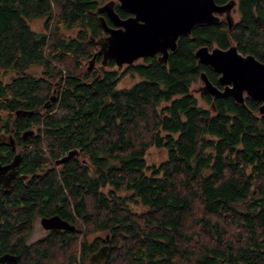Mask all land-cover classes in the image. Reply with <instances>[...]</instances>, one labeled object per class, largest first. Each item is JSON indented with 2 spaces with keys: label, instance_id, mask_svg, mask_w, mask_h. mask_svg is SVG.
Listing matches in <instances>:
<instances>
[{
  "label": "trees",
  "instance_id": "16d2710c",
  "mask_svg": "<svg viewBox=\"0 0 264 264\" xmlns=\"http://www.w3.org/2000/svg\"><path fill=\"white\" fill-rule=\"evenodd\" d=\"M110 1L0 0V134L13 130L23 169L43 176L13 207L44 200L54 208L61 200L64 217L80 218L86 234L103 235L48 250L19 243L18 262L91 264L89 256L108 245L105 264H264L260 103L197 98L191 90L201 73L222 89L218 74L196 59L201 47L233 45L264 64V0H239L231 30L224 20L193 28L166 65L147 58L102 67L97 58L100 67L88 73L96 41L107 35L99 18L113 27L98 12ZM115 12L129 17L118 4ZM127 76L140 82L117 88ZM54 89L55 101L44 108ZM26 131L34 134L23 140ZM151 148L166 159L149 165ZM71 150L75 158L55 163ZM0 153V162L15 155L4 147Z\"/></svg>",
  "mask_w": 264,
  "mask_h": 264
},
{
  "label": "water",
  "instance_id": "95a60500",
  "mask_svg": "<svg viewBox=\"0 0 264 264\" xmlns=\"http://www.w3.org/2000/svg\"><path fill=\"white\" fill-rule=\"evenodd\" d=\"M129 14L121 19L115 12V5ZM234 2L217 5L215 0H113L99 7L98 12L106 16L112 23L109 27L103 16L99 18L102 29L107 34L96 41L98 50L87 63L86 71H96V60L100 58L102 67L112 61L116 67L130 66L138 60L156 58L166 65L169 55L175 52L180 37L190 36L193 28L201 25H211L220 22V16L227 13L228 30L232 29L233 20L228 17ZM200 64L208 66L219 74L218 82L222 90L213 86L205 73L199 76L202 83L196 92L209 95L211 98H227L239 105H244L245 98L260 103L258 113L264 116V64L253 55H241L235 46L226 50L201 47L195 52ZM99 77V76H98ZM56 90L45 103L48 108L55 101ZM33 112L16 111L15 116H30ZM13 131V130H12ZM33 131H26L22 139L32 136ZM0 145L10 146L16 151V141L11 136H0ZM78 155L77 150H71L56 161L63 164ZM21 160V153L17 152L12 162L7 166H0V181L7 187L15 174ZM11 171L4 179L2 176ZM46 230L73 231V227L61 221L58 217L41 220ZM108 240V237H106ZM109 247L104 245L89 256L91 264H105L108 259ZM0 261L14 264V256L5 255Z\"/></svg>",
  "mask_w": 264,
  "mask_h": 264
},
{
  "label": "flooded vegetation",
  "instance_id": "af4514ba",
  "mask_svg": "<svg viewBox=\"0 0 264 264\" xmlns=\"http://www.w3.org/2000/svg\"><path fill=\"white\" fill-rule=\"evenodd\" d=\"M231 1L234 2V5L230 10L229 16L232 18L234 25L235 22L239 20L241 11L238 9L239 0H227L224 5L230 3ZM220 20H224L226 22V15H221ZM221 88L223 89L222 86ZM199 94L201 93L199 92ZM0 136H11L15 140L13 137V131L10 133L2 132ZM0 147L11 149V147L7 145H0ZM11 151L15 154L17 153V141L16 151H13L12 149ZM12 160L13 158L8 161L0 162V166H7L12 162ZM23 164L24 162L20 160L17 168L15 169V174L7 187L4 186V182L2 180L0 181V258L5 255L14 256L16 258V262L14 264H20V261L18 262L19 257L17 255L21 246L19 243H23L22 246L24 248L30 247L31 249H34V246L37 243H40L41 248L45 247L47 250L50 249L54 243H58V246L60 245L59 243H82L83 240H85L86 243H95L99 238V233L95 232L92 234H86L80 218L74 215L69 217V214L67 215L68 217H64L63 213L65 212V214H67L68 209H63V201L61 200L56 201V203L53 204L54 208H52V204H49L48 207H46L48 201L44 200L40 202L41 205L39 207H35V204L31 203L32 200H29V204L26 209L24 208V202L23 204L20 203L18 208L13 207V200L28 192L30 187L36 186V183L43 177L37 173L30 174V172L23 169ZM10 173V170L7 171L2 178L4 179L9 176ZM6 205H9L10 207H7ZM55 216L61 221L68 223L74 230L65 231L44 229L41 225V220ZM7 217H11L13 220H16V224L13 226L14 222L9 220ZM69 219L72 222H70ZM13 231L16 232L15 236L11 237V239L4 243V239L8 238ZM37 232L40 233L38 237H36ZM93 235L94 238L91 239L90 237ZM0 264L6 263L0 261Z\"/></svg>",
  "mask_w": 264,
  "mask_h": 264
},
{
  "label": "rangeland",
  "instance_id": "374dc122",
  "mask_svg": "<svg viewBox=\"0 0 264 264\" xmlns=\"http://www.w3.org/2000/svg\"><path fill=\"white\" fill-rule=\"evenodd\" d=\"M228 17H229V14H228ZM42 28V22L41 21H36L34 24H33V29L34 30H37V31H40ZM136 62H141V60H138ZM135 62V63H136ZM97 68L100 67V64H97L96 65ZM124 67L126 66H122L121 68L123 69ZM116 68H106V70H114ZM30 73L36 75V76H39L40 73H41V70L40 69H32L30 70ZM140 82V78L138 76L136 77H124L120 83L118 84V87L117 88H130L131 86H133L134 84ZM200 87H202V83H200L199 81L194 84L191 88L192 92L194 93V95H196L197 98H199V92H196ZM147 163L149 165H152V164H159L161 162H163L165 159H166V154L163 150H159V149H156V148H151L148 150L147 154H146V157H145ZM136 211L137 212H140L141 209H138L136 208ZM142 212V211H141ZM40 235V233H36V237H38ZM99 236H103L102 234H100ZM91 239L94 238V235L92 237H90Z\"/></svg>",
  "mask_w": 264,
  "mask_h": 264
},
{
  "label": "bare ground",
  "instance_id": "6f19581e",
  "mask_svg": "<svg viewBox=\"0 0 264 264\" xmlns=\"http://www.w3.org/2000/svg\"><path fill=\"white\" fill-rule=\"evenodd\" d=\"M226 17H227V13H225Z\"/></svg>",
  "mask_w": 264,
  "mask_h": 264
}]
</instances>
